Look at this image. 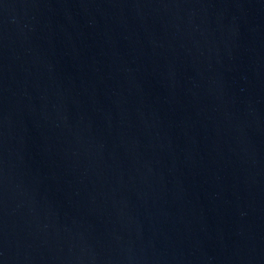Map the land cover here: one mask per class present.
Segmentation results:
<instances>
[{"label":"water","instance_id":"95a60500","mask_svg":"<svg viewBox=\"0 0 264 264\" xmlns=\"http://www.w3.org/2000/svg\"><path fill=\"white\" fill-rule=\"evenodd\" d=\"M0 264H264V0H0Z\"/></svg>","mask_w":264,"mask_h":264}]
</instances>
